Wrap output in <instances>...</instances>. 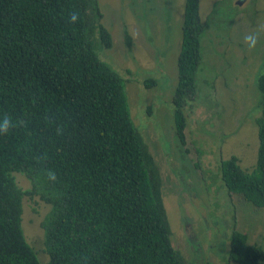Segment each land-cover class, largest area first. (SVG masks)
<instances>
[{"label":"trees","instance_id":"16d2710c","mask_svg":"<svg viewBox=\"0 0 264 264\" xmlns=\"http://www.w3.org/2000/svg\"><path fill=\"white\" fill-rule=\"evenodd\" d=\"M103 17L99 0H0V120L11 121L0 133V264H43L23 229L26 196L50 208L46 264H191L174 244L161 170L133 118L127 79L104 57L114 39ZM209 28L201 0H186L172 98L182 144ZM257 84V164L244 168L233 155L219 172L230 194L264 208V66ZM227 260L264 264V247L235 226Z\"/></svg>","mask_w":264,"mask_h":264},{"label":"rangeland","instance_id":"374dc122","mask_svg":"<svg viewBox=\"0 0 264 264\" xmlns=\"http://www.w3.org/2000/svg\"><path fill=\"white\" fill-rule=\"evenodd\" d=\"M219 1L201 0L210 28L203 41L202 92L188 113L184 145L176 134L172 98L186 0H99L114 39L104 57L127 79L133 118L161 170L174 244L191 264H236L227 260L235 226L264 247V208L230 194L219 172L222 160L233 155L244 168L257 164L264 0ZM15 176L23 189H31L26 176ZM49 210L36 197L24 199L23 229L43 264L49 256L42 223Z\"/></svg>","mask_w":264,"mask_h":264},{"label":"clouds","instance_id":"9594fccd","mask_svg":"<svg viewBox=\"0 0 264 264\" xmlns=\"http://www.w3.org/2000/svg\"><path fill=\"white\" fill-rule=\"evenodd\" d=\"M75 17H73L74 19ZM248 40H251L252 38L251 37H247ZM11 127V121L9 120H0V133H6L9 131Z\"/></svg>","mask_w":264,"mask_h":264},{"label":"flooded vegetation","instance_id":"af4514ba","mask_svg":"<svg viewBox=\"0 0 264 264\" xmlns=\"http://www.w3.org/2000/svg\"><path fill=\"white\" fill-rule=\"evenodd\" d=\"M181 41H182V40H181ZM180 51H181V49H180ZM153 78H155V77H153ZM151 80H152V83H156V81H155L154 79H151ZM158 80H159V79H158ZM147 81H148V80H147ZM188 113L190 114V113H193V112H190V111L187 112V115H188V125H189V120H190L189 116H190V115H189ZM187 131H188V128H187ZM184 145H185V144H184ZM221 179H222V175H221Z\"/></svg>","mask_w":264,"mask_h":264},{"label":"water","instance_id":"95a60500","mask_svg":"<svg viewBox=\"0 0 264 264\" xmlns=\"http://www.w3.org/2000/svg\"><path fill=\"white\" fill-rule=\"evenodd\" d=\"M244 0H240L238 3L241 4Z\"/></svg>","mask_w":264,"mask_h":264}]
</instances>
